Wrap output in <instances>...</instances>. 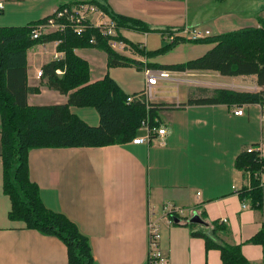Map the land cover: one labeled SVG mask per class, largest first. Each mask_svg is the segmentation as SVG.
I'll list each match as a JSON object with an SVG mask.
<instances>
[{
  "label": "crops",
  "instance_id": "crops-1",
  "mask_svg": "<svg viewBox=\"0 0 264 264\" xmlns=\"http://www.w3.org/2000/svg\"><path fill=\"white\" fill-rule=\"evenodd\" d=\"M71 1L0 0V27L36 24ZM105 4L113 14L140 20L152 29H120L123 37L145 52L168 44L166 35L185 29L208 30L213 36L257 26L258 18H264V0H106ZM181 35L177 38L184 40L162 56L147 58L130 46L116 51L142 63L140 70L109 68L105 52L97 47L76 48L74 53L88 63L91 82L107 74L124 93L133 94L145 86L147 64H182L213 46L189 41L187 33ZM38 45L40 50H34V45L26 52L27 84L35 89L27 95V103L65 104L67 96L47 88L42 75H36L55 60L57 48L52 42ZM166 71L168 77L158 80L151 100L167 106L158 110L157 118L167 129L163 143L33 148L27 157L30 180L38 186L46 207L64 213L88 237L95 264H147L149 218L160 227L159 248L166 264H221L218 249H206L203 238L191 236L187 224L193 214L203 222L194 225L203 231L213 221H225L227 232L218 234L217 241L240 244L249 264H264L263 247L246 243L264 223V172L259 175L262 202L257 211L240 200L238 191L248 186V177L235 167L246 147L264 145L263 107L188 103L212 89L256 92L260 90L256 77L223 76L213 70ZM235 108L242 114L234 115ZM70 110L88 125L99 123L91 109ZM2 173L0 158V264H67L66 248L59 239L8 219L10 201L2 190ZM167 203L183 209L188 219L169 222L163 210Z\"/></svg>",
  "mask_w": 264,
  "mask_h": 264
},
{
  "label": "trees",
  "instance_id": "trees-1",
  "mask_svg": "<svg viewBox=\"0 0 264 264\" xmlns=\"http://www.w3.org/2000/svg\"><path fill=\"white\" fill-rule=\"evenodd\" d=\"M87 1L97 5L118 26V39L147 58L172 49L184 38L153 51H143L120 34V29L149 32L152 29L140 20L113 14L106 0H73L70 3ZM30 24L21 27H0V158L2 162V190L10 201L8 219L22 222L27 229L59 239L66 248L67 264H95L89 239L64 213L46 207L39 195L38 186L28 173V152L33 148H73L121 145L138 134L146 117L158 124V110L164 104L146 103L143 92L126 94L107 74L102 79L90 81L88 63L74 53L76 48L97 47L105 52L107 66L135 67L142 63L114 51L93 30L82 37L70 30L64 34L54 33L31 39ZM94 34L99 43L91 46L88 37ZM62 38L57 50L63 51L61 59L52 60L41 67L47 88L67 96L65 104L35 106L27 103V95L35 92L27 84V50L36 45ZM194 42L213 44L203 56L176 65L147 64L146 68L193 71L213 70L223 76L256 77L260 90L239 92L229 89H212L198 99H189L192 104H259L264 105V18L258 25L208 36ZM56 70L61 73L57 74ZM206 90L200 91L202 94ZM132 97L131 102L127 98ZM93 107L99 117L97 126L88 125L70 108ZM257 145V144H254ZM253 146V145H251ZM246 149V148H245ZM235 167L248 177V186L238 191L241 201H247L254 210L261 211L262 192L259 175L264 172V157L256 152H244L237 156ZM191 236L204 239L206 249L220 251L221 264H249L241 253L240 244L220 243L217 236L227 232L222 222H211V228L203 231L194 224H187ZM246 243L261 245L264 250V223L260 230ZM147 264H152L149 257Z\"/></svg>",
  "mask_w": 264,
  "mask_h": 264
},
{
  "label": "built area",
  "instance_id": "built-area-1",
  "mask_svg": "<svg viewBox=\"0 0 264 264\" xmlns=\"http://www.w3.org/2000/svg\"><path fill=\"white\" fill-rule=\"evenodd\" d=\"M3 9V5L0 2V12ZM70 30L78 37H82L87 30H93L98 33L99 37H102L108 46L114 51H123L127 48V44L118 39V26L116 21L112 19L107 13L100 9L97 5L87 2L78 1L73 3H67L57 7L54 11L41 22H38L31 26V39H38L42 36H48L54 33L64 34ZM187 33L185 39L189 41H196L206 38L210 35L208 30H202L198 28L185 29L177 34L166 35L168 42H174L177 37H182L181 34ZM57 48L62 43V38L51 41ZM88 43L91 46H95L99 43L98 38L91 34L88 37ZM44 44V43H42ZM58 51V50H57ZM63 56V51L55 53V59H60ZM57 74H60V70H56ZM145 86L142 90L144 100L146 103L151 102L154 94V89L159 79H166L168 73L166 70L157 69L152 70L150 68H144ZM37 77L42 75V71H37ZM132 97L127 98V102H131ZM263 115L264 118V105ZM234 115H241L242 110L239 108L233 109ZM167 135V129L159 124L155 125L150 123L146 117L141 121L138 134L131 140L132 144H150L164 142ZM263 143L246 147V152H256L260 157H264ZM242 207H245L244 203ZM164 216L169 222H174L177 219L187 220L186 213L183 209L174 207L170 204H165L163 207ZM223 223L225 221H222ZM161 238L160 227L156 220L150 219L147 221V252L152 264H166V260L159 248V241Z\"/></svg>",
  "mask_w": 264,
  "mask_h": 264
},
{
  "label": "rangeland",
  "instance_id": "rangeland-1",
  "mask_svg": "<svg viewBox=\"0 0 264 264\" xmlns=\"http://www.w3.org/2000/svg\"><path fill=\"white\" fill-rule=\"evenodd\" d=\"M202 12H203V14H204V13H205V10L202 9ZM125 33H126V32H125ZM128 37H129V39H131V40H133V41H136V36L129 35ZM32 48H33V47H32ZM33 49H34V50H40L41 47H40L38 44H36V45L34 46ZM168 52H169V51H167V52H165V53H162L161 56H162V55H165V54L168 53ZM73 107H77V106H73ZM78 108L91 109V110H93L95 113H97L96 110H95L93 107H78ZM79 113L82 114L83 116H84V115L86 116V114H87L86 111H85V112L81 111V112H79Z\"/></svg>",
  "mask_w": 264,
  "mask_h": 264
},
{
  "label": "water",
  "instance_id": "water-1",
  "mask_svg": "<svg viewBox=\"0 0 264 264\" xmlns=\"http://www.w3.org/2000/svg\"><path fill=\"white\" fill-rule=\"evenodd\" d=\"M175 222H177V221H175ZM189 223H191V224H203V222L201 221L199 216H197L196 214H193V216L189 219Z\"/></svg>",
  "mask_w": 264,
  "mask_h": 264
}]
</instances>
